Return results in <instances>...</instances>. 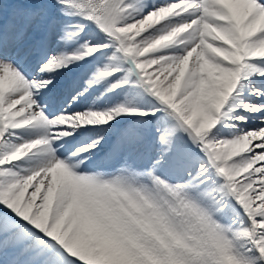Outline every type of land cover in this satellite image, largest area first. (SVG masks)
<instances>
[{
	"label": "snow or ice",
	"instance_id": "snow-or-ice-1",
	"mask_svg": "<svg viewBox=\"0 0 264 264\" xmlns=\"http://www.w3.org/2000/svg\"><path fill=\"white\" fill-rule=\"evenodd\" d=\"M0 264H264V0H0Z\"/></svg>",
	"mask_w": 264,
	"mask_h": 264
}]
</instances>
